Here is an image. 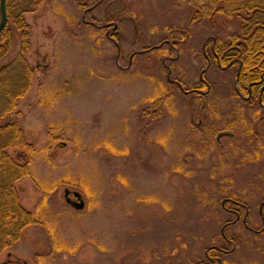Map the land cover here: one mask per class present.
Segmentation results:
<instances>
[{
    "label": "rangeland",
    "instance_id": "obj_1",
    "mask_svg": "<svg viewBox=\"0 0 264 264\" xmlns=\"http://www.w3.org/2000/svg\"><path fill=\"white\" fill-rule=\"evenodd\" d=\"M35 1L0 60L26 41L30 87L8 119L28 148L8 152L33 222L0 264H264V106L213 58L248 16L221 0Z\"/></svg>",
    "mask_w": 264,
    "mask_h": 264
},
{
    "label": "trees",
    "instance_id": "obj_2",
    "mask_svg": "<svg viewBox=\"0 0 264 264\" xmlns=\"http://www.w3.org/2000/svg\"><path fill=\"white\" fill-rule=\"evenodd\" d=\"M28 1L20 0L11 5V0H6L7 21L12 19L19 27L26 25L21 14L27 11L25 3ZM31 1L32 4L38 2ZM221 1L228 15L243 12L248 16L242 30L246 39L240 41L237 50L224 52L222 47H214L213 58L221 65L235 62L238 65V92L249 100L255 98L264 106V0ZM7 30L6 23L0 31V60L10 48V38L5 34ZM26 49L27 43L23 41L15 57L0 64V254L21 237L25 226L33 222L31 212L19 203L16 189V182L27 175V164L16 161L8 152L17 147L28 148L17 121L8 119L15 113L17 99L23 97L30 87L32 67L26 60Z\"/></svg>",
    "mask_w": 264,
    "mask_h": 264
},
{
    "label": "water",
    "instance_id": "obj_3",
    "mask_svg": "<svg viewBox=\"0 0 264 264\" xmlns=\"http://www.w3.org/2000/svg\"><path fill=\"white\" fill-rule=\"evenodd\" d=\"M6 23H7L6 0H0V31L5 27ZM223 135H232V133L228 131H221L217 134L216 138L219 139V137ZM68 194L69 192L66 190L64 192V195L66 197L67 202H70L72 206L78 209L83 207V201L78 192L75 191L72 193V195L75 197V201H71L68 197Z\"/></svg>",
    "mask_w": 264,
    "mask_h": 264
}]
</instances>
